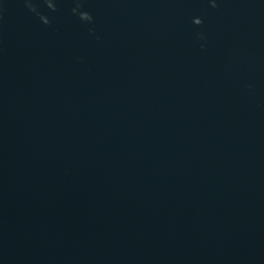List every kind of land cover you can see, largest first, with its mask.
<instances>
[{"label": "water", "instance_id": "water-1", "mask_svg": "<svg viewBox=\"0 0 264 264\" xmlns=\"http://www.w3.org/2000/svg\"><path fill=\"white\" fill-rule=\"evenodd\" d=\"M47 3L0 0V264H264V0Z\"/></svg>", "mask_w": 264, "mask_h": 264}, {"label": "clouds", "instance_id": "clouds-1", "mask_svg": "<svg viewBox=\"0 0 264 264\" xmlns=\"http://www.w3.org/2000/svg\"><path fill=\"white\" fill-rule=\"evenodd\" d=\"M46 3H47V0H46ZM47 5H48V3H47ZM29 7V6H28ZM31 10H33V11H35V8H34V6L32 5V7H29ZM54 9V8H53ZM72 11H74V9H72ZM86 14H88L87 12H86ZM89 15V14H88Z\"/></svg>", "mask_w": 264, "mask_h": 264}]
</instances>
